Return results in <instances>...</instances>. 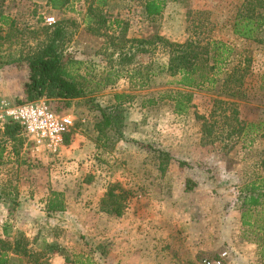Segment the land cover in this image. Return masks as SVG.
Returning <instances> with one entry per match:
<instances>
[{
  "label": "rangeland",
  "instance_id": "rangeland-1",
  "mask_svg": "<svg viewBox=\"0 0 264 264\" xmlns=\"http://www.w3.org/2000/svg\"><path fill=\"white\" fill-rule=\"evenodd\" d=\"M185 1L168 2L151 22L138 0H107L101 9L107 20L102 31L125 28L130 38L123 41L120 35L114 40L119 44L113 45L107 35L86 29V4L81 0L74 4L81 10L78 14L30 0H0V12L13 18L12 35L0 39V100L17 103L23 98L28 71L21 58L42 38L38 27L45 24V16L54 15V22L75 18L68 27L67 50L82 62L74 65L76 72L90 81L85 95L65 108L75 124L68 144L58 152L36 149L21 130L15 140L9 139L0 127V190L15 187L17 202L29 203L25 210L16 205L9 214V201L0 199V232L6 222L12 225V235L21 232L31 240L38 236L31 245L35 249H40L42 238L51 240L52 232L60 247L46 254L49 264H201L204 257L223 251L224 264H264L251 242L254 236L241 224L237 198L244 182L254 178L250 161L262 138H256L252 150L245 147L249 135L243 139L242 133L234 132L226 138L232 128L249 123L261 121L264 129V29L251 41L231 33L243 0ZM117 19L121 27L115 26ZM198 20L205 33L212 28L213 37L233 47L236 59L250 60L246 96L228 99L216 91L181 89L190 100L183 99L186 110L178 112L171 96L180 89L169 75L157 74L149 85L139 87V66L164 64L167 53L155 48L139 54L133 40L158 31L183 41ZM123 56L132 61L119 64ZM106 74L116 78L113 85L98 84ZM121 92L126 94L122 137L107 131L106 139H98L93 127L98 111L87 98L104 106ZM218 99L236 103L221 105L214 102ZM201 116L212 126L208 135L201 132ZM158 150L166 153V162ZM187 179L193 180L192 190H186ZM113 182L128 192L120 217L99 210V200ZM52 190L63 193L65 210L49 216L44 207Z\"/></svg>",
  "mask_w": 264,
  "mask_h": 264
},
{
  "label": "trees",
  "instance_id": "trees-1",
  "mask_svg": "<svg viewBox=\"0 0 264 264\" xmlns=\"http://www.w3.org/2000/svg\"><path fill=\"white\" fill-rule=\"evenodd\" d=\"M86 4L84 20L86 29L97 35H107L113 45H117L114 40L123 35L122 40L126 38L125 28L118 32L107 33L102 31L106 19L101 14V9L105 6L107 0H81ZM144 10L146 19L153 21L160 16L168 2L184 3L185 0H138ZM80 0H48L47 5L50 10L66 12V10L81 13L74 7ZM264 0H243L238 10L235 12L231 22V33L246 41L258 40V33L264 29ZM191 11L187 9L188 14ZM200 14L201 12H195ZM54 17V15H51ZM195 22V19H193ZM75 23V18L67 16L59 18L51 24H43L38 27L42 33V38L38 40L34 48L30 47L24 57L21 58L27 66L28 76L23 82V98L17 103L45 99L54 101L49 108L55 113H65L66 106L72 99L83 97L90 82L85 75L77 73L74 65L79 66L82 62L70 55L67 50V42L70 40L69 25ZM121 20H115V26L121 27ZM13 18L4 12H0V39H6L12 35ZM189 35L183 41H174L165 37L158 31H154L148 36H139L136 41L139 54L147 53L155 48H160L167 53V60L164 64H142L139 66V87L150 84L152 77L157 74L165 73L173 78L172 83L176 84L180 90L171 96L175 102L178 112L186 110L183 99L190 100V94L183 92V89H200L207 91H216L228 99H243L246 96L245 77L250 66L248 57L236 59L233 53V47L222 40H218L211 34L212 28H208L205 33L203 25L197 22V27L192 26ZM237 55V54H236ZM132 61L131 56L120 57L118 63L126 64ZM142 67V69L140 68ZM118 75V76H117ZM116 77H119L117 74ZM116 78H110L108 74L103 76L98 84L103 86L113 85ZM170 82V83H171ZM182 89V90H181ZM124 92L115 93L114 103L104 106L95 102L92 98H87L93 102V107L97 110L93 123L94 130L97 132L98 139L107 138V131H112L114 135L122 137L124 126V108L122 105ZM221 105L233 106L236 102L218 99L214 101ZM217 107L210 112L211 116L216 114ZM202 134H210L212 126L206 124V119L201 116ZM216 121V120H215ZM262 122L249 123L246 128L228 131L226 138L233 136L234 132L243 139L249 135L245 142V147L252 150L256 143V138H262L257 142V149L251 157L253 166V181L246 183L244 190L239 194L241 201V224L247 227L252 234L251 242L255 243L258 250V257L261 263H264V129ZM2 134L9 139H16L17 131L23 132L22 126L13 120H4L1 123ZM1 129V128H0ZM254 132V134H253ZM24 133V132H23ZM73 133L71 128L63 139V144H68L70 135ZM25 135V133H24ZM238 138H240L238 136ZM260 143L262 147H260ZM12 150L17 155L18 150L12 145ZM161 152V150H158ZM163 160L166 162V153L161 152ZM181 163V162H180ZM161 167V166H160ZM164 169V167H162ZM161 168V169H162ZM260 185H256V182ZM247 182V181H246ZM193 180H186V190H192ZM5 190L2 188L0 199L7 198L10 206L8 213L15 210L17 202L16 188ZM12 195V196H11ZM11 196V197H10ZM128 192L117 182L108 184L105 192L99 200V210L109 216L120 217L126 208V199ZM46 214L52 216L65 210L63 193L60 191H50V197L45 204ZM12 225L4 223L0 232V264H49L46 258L47 253L59 251V244L56 236L50 232L51 240L42 238L40 249L32 248L33 243L38 242V236L29 239L25 234L11 233ZM51 231V229L49 228ZM102 253V250L100 251Z\"/></svg>",
  "mask_w": 264,
  "mask_h": 264
},
{
  "label": "built area",
  "instance_id": "built-area-1",
  "mask_svg": "<svg viewBox=\"0 0 264 264\" xmlns=\"http://www.w3.org/2000/svg\"><path fill=\"white\" fill-rule=\"evenodd\" d=\"M45 23L54 22L53 16H45ZM18 122L27 139L36 149L43 148L56 153L63 144L64 135L74 127L75 118L71 114H60L52 111L45 99L10 103L0 100V120ZM227 252L216 256L204 257L201 264H224Z\"/></svg>",
  "mask_w": 264,
  "mask_h": 264
},
{
  "label": "crops",
  "instance_id": "crops-1",
  "mask_svg": "<svg viewBox=\"0 0 264 264\" xmlns=\"http://www.w3.org/2000/svg\"><path fill=\"white\" fill-rule=\"evenodd\" d=\"M30 1H32V2H36V3H39V4H43L46 8H49L48 7V5H47V1L48 0H30ZM50 9V8H49ZM2 123V122H1ZM1 127V126H0ZM11 158V157H10ZM260 172H262L261 174V176H264V173H263V170H261L260 169ZM251 181H253V180H248L247 182H244V185H243V187L241 188V192L244 190V187H245V184L246 183H250ZM256 185H260V183L259 182H256ZM241 192H239V194L241 193ZM239 194H238V196H239ZM238 196H237V198H238ZM238 200L240 201V199L238 198ZM29 205V203H26L25 202V200H23L22 202H19V204L17 205V207L19 208V209H21V210H25V207L26 206H28ZM242 210V207H241V209H240V211ZM240 215H241V212H240Z\"/></svg>",
  "mask_w": 264,
  "mask_h": 264
}]
</instances>
